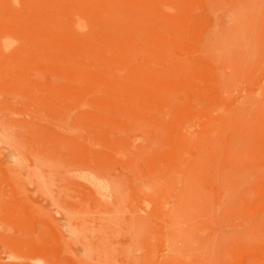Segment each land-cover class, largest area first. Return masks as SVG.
<instances>
[{
  "label": "rangeland",
  "instance_id": "374dc122",
  "mask_svg": "<svg viewBox=\"0 0 264 264\" xmlns=\"http://www.w3.org/2000/svg\"><path fill=\"white\" fill-rule=\"evenodd\" d=\"M0 264H264V0H0Z\"/></svg>",
  "mask_w": 264,
  "mask_h": 264
}]
</instances>
